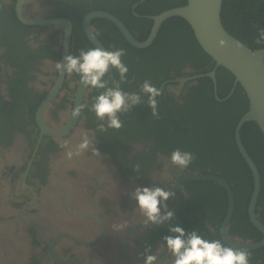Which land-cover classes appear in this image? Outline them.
I'll list each match as a JSON object with an SVG mask.
<instances>
[{
	"label": "flooded vegetation",
	"instance_id": "flooded-vegetation-1",
	"mask_svg": "<svg viewBox=\"0 0 264 264\" xmlns=\"http://www.w3.org/2000/svg\"><path fill=\"white\" fill-rule=\"evenodd\" d=\"M170 1L0 0V264H144L147 245L158 257L156 264H172L162 238L171 234L168 226L178 222L186 232L198 230L205 239H219L231 247L229 242L263 238L249 221L248 204V221L261 233V239L243 231L244 205L234 219L233 208L222 235L228 204L225 188L213 181L185 179L187 175H208L229 183L228 179L241 173L235 168L231 147L219 154L213 149L216 140L206 136L202 142L191 133L183 139L169 128L168 123L179 124L191 131L189 121L201 125L205 119L217 133L230 125L203 106L209 96L201 92V79L213 83L205 74L214 71L215 75L218 67L199 73L207 69L208 62L194 46L185 44L176 52H167L170 58L164 61L153 43L134 48L106 17L90 18L87 27L103 48L107 49L106 44L122 48L115 42L119 37L132 47L125 62L121 58L129 69L124 91L139 92L145 80L161 91L156 98L162 106L159 117L151 116L146 103L136 105L120 114L123 127L119 130L100 131L97 125L101 121L89 111L102 89L88 86L79 100V76L55 69V63L63 62L65 55L76 56L80 49L96 47L86 34L88 15L107 13L137 42H143L153 25L151 13ZM247 26L252 29L251 44H264V40L256 43L264 29L261 21L249 17ZM104 79L111 86L109 76ZM213 94L217 100L214 85ZM142 98L146 101L147 96ZM80 104L89 108L73 117V109ZM85 134L90 139L89 149L76 154L75 146ZM64 141L73 146L71 157L60 146ZM92 146L99 156L92 153ZM177 148L194 155L187 168L171 164V153ZM137 164L139 172L134 171ZM228 185L234 204L236 197L231 183ZM145 186L175 193L166 201L171 211L179 206L171 220L160 225L142 223L144 217L136 210L131 193ZM239 189L245 191L243 185ZM255 214L264 225V206H255ZM122 222L126 227L113 228ZM263 247L248 250L250 264L256 258L252 254Z\"/></svg>",
	"mask_w": 264,
	"mask_h": 264
},
{
	"label": "clouds",
	"instance_id": "clouds-1",
	"mask_svg": "<svg viewBox=\"0 0 264 264\" xmlns=\"http://www.w3.org/2000/svg\"><path fill=\"white\" fill-rule=\"evenodd\" d=\"M260 33V39L256 43L264 40V29H261ZM112 47L113 50L102 47L80 49L78 55L67 54L63 62L55 63V69L58 72L68 75L75 73L83 86L103 90L94 98L90 108L87 104H80L72 111L73 117H79L85 108H89L96 119L101 121L97 125L100 131L122 128L123 121L120 119V114L129 112L136 105L146 103L153 117L160 115L156 98L161 96V91L149 80L142 83L139 92L129 93L122 90L121 84L126 82L129 71L121 59L126 55V51L123 48ZM113 68L118 71L119 80L110 77L111 86H109V80H105L104 77ZM143 95L147 96L146 101L143 100ZM89 145L90 139L85 134L75 146L76 154L88 150ZM60 146L67 149L68 157L73 155V146L69 141H64ZM91 151L99 156V151L94 146ZM193 160L194 155L191 152L181 151L179 148L175 149L170 156L171 164L181 169L187 168ZM139 168L138 164L135 165L134 171L139 172ZM174 195L173 191L164 190L159 186L137 187L131 193V197L136 201V210L144 217L142 223L145 225L149 223L160 225L163 221L171 220L173 211L168 209L166 201ZM161 209L164 210L163 213ZM124 227L126 222L113 225V228L117 230ZM168 231L171 234L162 239L173 257L172 264H249L250 253L246 248H234L219 239H205L198 230L186 232L179 222L170 224ZM143 256L144 264H156L158 260L157 255L152 254L151 245L144 248Z\"/></svg>",
	"mask_w": 264,
	"mask_h": 264
},
{
	"label": "trees",
	"instance_id": "trees-1",
	"mask_svg": "<svg viewBox=\"0 0 264 264\" xmlns=\"http://www.w3.org/2000/svg\"><path fill=\"white\" fill-rule=\"evenodd\" d=\"M186 3V0H171L167 5V7L156 10L152 12V15L159 14L162 11H165L170 8L182 6ZM240 15V16H239ZM221 21L224 28L234 37L238 38L241 42H243L249 49L255 50L258 48H264V44L261 45H252L250 42L251 37L249 36V32L252 30L250 26H247L248 19L253 18L254 20L261 21L262 27L264 28V0H223L222 7H221ZM129 28V27H128ZM130 29V28H129ZM131 30V29H130ZM180 32L178 35L177 32ZM119 37V36H118ZM118 43L123 49L126 51V55L132 53V47L127 45L126 41L119 37V40L115 41ZM185 44H190L196 48L198 52L203 55V58L208 62L207 69L203 71H199V73L209 72L214 67V62L211 58L205 54V52L201 49L198 45L194 34L191 30L189 24L183 20L182 18L173 17L167 19L163 22L160 30L152 44V46H157L159 52L162 53V60L167 61L170 56L167 52H176L179 47ZM106 48L108 50H113V47H110L106 44ZM120 48V47H116ZM124 55L122 58L125 62ZM128 66V65H127ZM195 73H192L193 75ZM119 78L118 71L116 69H111L110 72L106 75V78ZM215 77H216V86H217V96L220 99L225 98L233 84V76L230 72L222 67H218L215 70ZM119 80V79H117ZM204 84V95L209 96L206 99L205 104L203 106L212 109L216 114H218V118L222 119L223 121H227L230 125L227 127V130H217L218 132L215 133L214 130L217 128L213 127L211 123L206 121L205 119L200 121L201 125L198 121H189L191 124V131L190 129H185L183 126L177 124L175 127L169 124V128L173 127L174 131L173 134H178L181 138L187 137H196L198 140L202 142L206 139L209 140H216L218 143L214 146L213 149L219 150V154L225 153L223 148H232L233 155L235 157V168L241 171L240 175L236 176L234 180L228 179V182L231 183L232 190L234 192V196L236 200H234V215L233 219L237 215V211L241 210V207L244 205V228L243 231L245 233L251 234L255 240L261 239L262 235L259 233L248 221V217L246 214V207L248 204V200L250 198V194L253 188V179L250 173L249 168L246 166L245 162L243 161L241 155L238 153L235 140H234V128L240 119V117L247 111L248 109V100L246 95L244 94L240 85H237L235 90L233 91L232 95L225 99L224 101H217L214 99L213 94V83L208 78L201 79ZM209 81V83H208ZM125 83L121 84V88L124 91ZM147 100V98H145ZM159 107H162L159 105ZM152 116V115H151ZM152 118V117H151ZM148 122V121H147ZM151 122V121H150ZM216 122L218 124L219 120L217 119ZM142 123H145L142 121ZM167 125V122L164 123ZM161 130V127L159 128ZM191 133V134H190ZM205 135V136H202ZM240 137L244 148L246 149L247 153L253 160L255 166L257 167L259 176H260V193L257 200L256 206L263 205L264 206V137L261 133L259 127L255 122H247L243 125L240 131ZM175 139H178L177 136H174ZM194 144H191L190 149H194ZM199 151V147L196 148ZM211 186V184H207ZM243 185L245 191L239 189L240 186ZM222 194L225 196L222 188H218ZM240 192V194H239ZM242 197V199L238 200ZM241 202L242 204H239ZM226 206L224 207L223 211H225ZM232 219V220H233ZM262 222L264 223V216H262ZM257 252L253 253L255 258L254 264H264V247L261 249L256 250ZM259 254V259L257 255ZM250 264V261H249Z\"/></svg>",
	"mask_w": 264,
	"mask_h": 264
},
{
	"label": "water",
	"instance_id": "water-1",
	"mask_svg": "<svg viewBox=\"0 0 264 264\" xmlns=\"http://www.w3.org/2000/svg\"><path fill=\"white\" fill-rule=\"evenodd\" d=\"M222 3L223 0H186V3L182 6L162 11L151 17L153 25L148 37L143 42H137L118 19L107 13L106 15L103 13H92L88 15L85 18L86 34L96 47H102L100 42L87 27L91 17L102 16L115 24L125 40L130 45L134 46V48L147 47L153 43L161 24H163L165 20L179 17L189 24L198 45L205 54L213 60L214 67H222L232 74V88L225 98L228 99L236 86L240 85L249 103L247 111L240 117L234 128V140L239 154L252 173L253 188L247 208L249 221L263 234V238L258 242H229V244L235 248L254 250L264 246V225L260 223L255 214V206L260 192V176L257 167L242 144L240 131L245 123L255 122L264 137V48L251 50L224 28L220 16ZM205 75L212 78L214 92L217 96L214 71ZM182 81L183 80H180V83H182ZM85 88L86 87L80 82L79 93L77 95L79 100ZM185 179L213 181L225 188L228 196V204L226 215L221 226V233L222 235L225 234L234 208L233 194L228 185L229 183L218 177L208 175H187ZM178 210L179 206L177 205V207L172 210L173 217Z\"/></svg>",
	"mask_w": 264,
	"mask_h": 264
}]
</instances>
